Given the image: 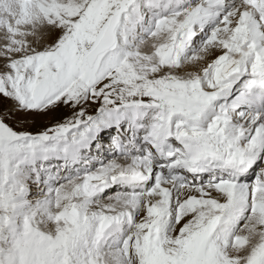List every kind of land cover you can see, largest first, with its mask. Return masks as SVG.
<instances>
[{"label": "snow or ice", "instance_id": "1", "mask_svg": "<svg viewBox=\"0 0 264 264\" xmlns=\"http://www.w3.org/2000/svg\"><path fill=\"white\" fill-rule=\"evenodd\" d=\"M0 264H264V0H0Z\"/></svg>", "mask_w": 264, "mask_h": 264}]
</instances>
